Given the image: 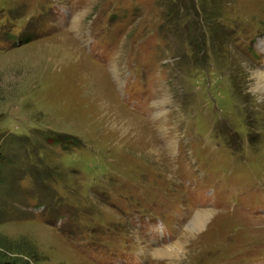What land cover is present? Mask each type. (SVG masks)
Here are the masks:
<instances>
[{
	"label": "rangeland",
	"instance_id": "1",
	"mask_svg": "<svg viewBox=\"0 0 264 264\" xmlns=\"http://www.w3.org/2000/svg\"><path fill=\"white\" fill-rule=\"evenodd\" d=\"M262 69L264 0H0V264H264Z\"/></svg>",
	"mask_w": 264,
	"mask_h": 264
},
{
	"label": "bare ground",
	"instance_id": "2",
	"mask_svg": "<svg viewBox=\"0 0 264 264\" xmlns=\"http://www.w3.org/2000/svg\"><path fill=\"white\" fill-rule=\"evenodd\" d=\"M81 14H82V12H81ZM256 74L258 77L257 86L260 89H264V70L262 69V71H260ZM122 113H125V112L122 111ZM158 151H159V149H157L156 153L159 155L160 151L159 152ZM197 212H196L197 213L196 216L194 215V217H193L194 219L192 218V220L189 222V224L186 228L187 231H191V233H193V234L196 232H199L201 229H203L206 221L211 216V212L208 209L207 210L206 209L205 210H198ZM181 243H182V241H181ZM182 247L183 246L179 242H177L175 244V246H172L169 249L164 250L163 252H161L160 255L172 259V261L168 264H181L182 259H183V256H182L183 252H181V250L183 249ZM185 254H187V253H185ZM80 260L85 262V263L87 262V260L85 261L82 258H80Z\"/></svg>",
	"mask_w": 264,
	"mask_h": 264
},
{
	"label": "trees",
	"instance_id": "3",
	"mask_svg": "<svg viewBox=\"0 0 264 264\" xmlns=\"http://www.w3.org/2000/svg\"><path fill=\"white\" fill-rule=\"evenodd\" d=\"M2 264H11V263H9V262H5V263H2Z\"/></svg>",
	"mask_w": 264,
	"mask_h": 264
}]
</instances>
